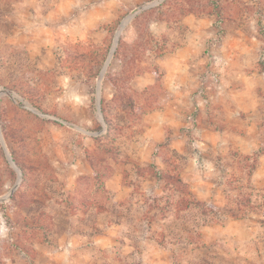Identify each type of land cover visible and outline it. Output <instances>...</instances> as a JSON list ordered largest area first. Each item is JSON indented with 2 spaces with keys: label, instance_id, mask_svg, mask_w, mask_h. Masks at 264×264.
<instances>
[{
  "label": "rangeland",
  "instance_id": "obj_1",
  "mask_svg": "<svg viewBox=\"0 0 264 264\" xmlns=\"http://www.w3.org/2000/svg\"><path fill=\"white\" fill-rule=\"evenodd\" d=\"M188 14L258 42L264 82V0H0V264H264V121L254 152L213 154L210 169L197 121L193 156L143 164L129 145L135 103L168 95L132 89L136 61L153 70L159 25Z\"/></svg>",
  "mask_w": 264,
  "mask_h": 264
},
{
  "label": "crops",
  "instance_id": "obj_2",
  "mask_svg": "<svg viewBox=\"0 0 264 264\" xmlns=\"http://www.w3.org/2000/svg\"><path fill=\"white\" fill-rule=\"evenodd\" d=\"M107 4L110 16L115 4ZM104 10L102 16H105ZM104 18L101 17L99 22H105ZM232 23L233 20L229 22L227 19L219 23L213 15L188 14L159 25L160 55L154 69L150 70L148 63H143L141 59L136 61L138 68L129 84L140 96L142 91H148L156 84L162 85V89L168 92L164 103L156 110L143 112L141 97L138 98L140 102L135 103L140 125H134V129L139 131L129 145L137 151L141 163L163 165L165 154L169 151L193 156L186 132L192 125V119L198 124L199 148L206 169H210L211 155L230 149L244 154L256 150L257 128L264 121L261 100L264 82L252 60L259 43L234 31ZM218 24L222 26L219 28ZM123 69L124 65L111 69V72L121 73ZM119 88L109 84L104 88L102 100L107 98L112 106ZM194 112L197 118L192 117ZM156 150L160 155L155 157L153 152ZM190 163L193 168L198 162L192 159ZM74 171L77 175L83 174L82 169ZM186 177L200 186L204 184V189L208 185V180L204 181L201 177L187 173ZM121 184L122 177L115 174L110 178L108 188L118 191Z\"/></svg>",
  "mask_w": 264,
  "mask_h": 264
},
{
  "label": "built area",
  "instance_id": "obj_3",
  "mask_svg": "<svg viewBox=\"0 0 264 264\" xmlns=\"http://www.w3.org/2000/svg\"><path fill=\"white\" fill-rule=\"evenodd\" d=\"M191 121H195L194 119H192Z\"/></svg>",
  "mask_w": 264,
  "mask_h": 264
},
{
  "label": "water",
  "instance_id": "obj_4",
  "mask_svg": "<svg viewBox=\"0 0 264 264\" xmlns=\"http://www.w3.org/2000/svg\"><path fill=\"white\" fill-rule=\"evenodd\" d=\"M20 178H21V174H20Z\"/></svg>",
  "mask_w": 264,
  "mask_h": 264
},
{
  "label": "trees",
  "instance_id": "obj_5",
  "mask_svg": "<svg viewBox=\"0 0 264 264\" xmlns=\"http://www.w3.org/2000/svg\"><path fill=\"white\" fill-rule=\"evenodd\" d=\"M22 171H23V169H22Z\"/></svg>",
  "mask_w": 264,
  "mask_h": 264
}]
</instances>
